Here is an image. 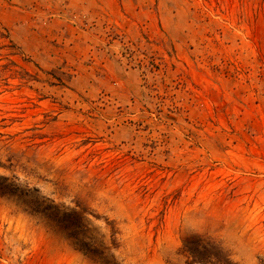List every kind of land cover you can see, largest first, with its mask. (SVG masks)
<instances>
[{
    "label": "rangeland",
    "instance_id": "1",
    "mask_svg": "<svg viewBox=\"0 0 264 264\" xmlns=\"http://www.w3.org/2000/svg\"><path fill=\"white\" fill-rule=\"evenodd\" d=\"M195 235L264 264V0H0V264Z\"/></svg>",
    "mask_w": 264,
    "mask_h": 264
},
{
    "label": "trees",
    "instance_id": "2",
    "mask_svg": "<svg viewBox=\"0 0 264 264\" xmlns=\"http://www.w3.org/2000/svg\"><path fill=\"white\" fill-rule=\"evenodd\" d=\"M182 252L187 257L183 264H232L220 243L210 237L195 235L187 238Z\"/></svg>",
    "mask_w": 264,
    "mask_h": 264
}]
</instances>
